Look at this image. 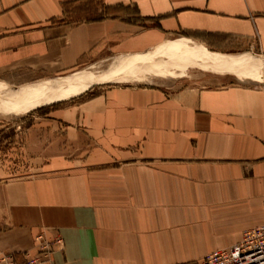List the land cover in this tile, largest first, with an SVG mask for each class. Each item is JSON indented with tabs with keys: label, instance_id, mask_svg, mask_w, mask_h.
Segmentation results:
<instances>
[{
	"label": "crops",
	"instance_id": "0c3cea01",
	"mask_svg": "<svg viewBox=\"0 0 264 264\" xmlns=\"http://www.w3.org/2000/svg\"><path fill=\"white\" fill-rule=\"evenodd\" d=\"M174 36L243 64L110 81L38 105L27 124L0 119V138L24 130L0 163L1 251L33 252L46 232L62 240L54 264H197L263 223L264 83L241 75L256 71L244 55L264 58V0H0V84L34 86Z\"/></svg>",
	"mask_w": 264,
	"mask_h": 264
},
{
	"label": "rangeland",
	"instance_id": "374dc122",
	"mask_svg": "<svg viewBox=\"0 0 264 264\" xmlns=\"http://www.w3.org/2000/svg\"><path fill=\"white\" fill-rule=\"evenodd\" d=\"M178 37L174 36L169 41H166V42H164V44L162 43L159 47H157L158 49L156 48V49H153L152 51H149L148 53L142 54V55H146V54L152 53L153 58H152V60L151 59L146 60L147 62L146 61H144V62L140 61L137 64H133L132 67L125 69L124 73L121 72V71H123V69H120V68L117 69L116 68V62L118 60H122V58L125 59V57L129 56V55H122V56H112L111 55V56L105 57L104 59H101V60L92 61L91 63H89L85 66H81L78 69L74 70L73 72H70L69 74H66V75H63L60 77H56V78L41 79L39 81L32 82L30 84H34V86H39V85H43V84H48L49 82H51V80L53 81V80H57V79L61 80V81L62 80H75L77 82L79 80L89 81V79L91 81L94 79H95V81L96 80L100 81V80L104 79L106 76H108L109 73H111V72L115 73L114 71L117 72L118 70H119L118 71L119 73H122L121 77L120 78L117 77L111 81H115L118 83H126V84L162 83V82L164 83L166 81L177 80V79L193 81V80L199 79V77H201L202 74L210 73V72H214V71H221L218 69H216V70L212 69V68L218 67V65H215V64L209 63L208 64L209 68H208V67H203V66L198 65V64H196V65L186 64L182 60L181 56L180 57L177 56L174 58V57L164 56L163 54H160L161 51H164L166 49V45L171 43L170 41H175V43H177V45H178L177 46L178 48L175 50V53L182 51V49L180 48L178 43L185 40V39L183 37H179V38ZM185 41H187V43L190 47H198V46L202 47L203 46L202 44L194 43L191 40H185ZM134 55H136V54H133V56ZM236 55H240V54L236 53ZM246 55L250 56V58H252V59L260 58L264 61V58H262L258 54L249 53ZM130 56H132V54H130ZM249 64H250V62L247 63V65H249ZM263 70H264V68L261 67V70H256L251 75H241V76L243 78H249V79L257 80L255 82H263L264 83V72H263ZM236 72L238 73L239 71H236ZM82 77H83V79H82ZM96 78H98V79H96ZM246 80L248 81V79H246ZM2 83H4V82H2ZM109 83H113V82L106 81V82L96 83L93 86H91L90 89L86 90L85 92H83L77 96H73L69 99H66V100H63L60 102H56V103H52V104H48V105L67 104V103H72L74 101L82 100V99L96 93V91L99 90L101 88V86L107 85ZM4 84H6V83H4ZM7 86L14 87L12 85H7ZM4 88H6V86L4 85V87H3V84H0V89H4ZM32 101H33V98L28 97V102H29L28 104L11 103L10 102L11 107H8V104L0 105V119L7 121L9 124L18 123L22 120L25 122L24 124L31 122L33 120V118H32L33 110H35V108L40 107V106L37 107L38 106L37 104L33 105ZM41 106H43V105H41ZM13 130H14V128L12 129V131ZM23 131H24L23 129L18 130V133H21L20 137L19 136L13 137V135L11 133H9L5 136L4 135L1 136V138H0V151H2L3 154H0L1 155L0 156V163H2V165L6 164L5 159H7V157L5 154H6L7 150H10L11 147H13V145H15V146L17 145V147H20V146H18V143L19 144L22 143V137H23L22 132ZM14 133H17V132L14 131ZM20 161H22V160H20ZM18 165H20V167L23 166L22 162H20ZM17 168H18V166H15V170H17ZM18 170L21 171L22 169H18Z\"/></svg>",
	"mask_w": 264,
	"mask_h": 264
},
{
	"label": "bare ground",
	"instance_id": "6f19581e",
	"mask_svg": "<svg viewBox=\"0 0 264 264\" xmlns=\"http://www.w3.org/2000/svg\"><path fill=\"white\" fill-rule=\"evenodd\" d=\"M170 42L171 43L167 45L165 44L166 49L164 51H161L160 54H163L164 56L174 57V58L177 56L179 57L181 56L182 60L186 64L188 62H196V63L198 62L203 67L209 68L208 64L211 63V64L218 65V67L214 69L228 70V71L235 70L238 66H240V64H243V62L239 63V61L241 60H235L232 56L211 53L208 50H206L203 46L202 47H199V46L190 47L187 41L185 40L178 43L182 51L175 53V50L178 48L177 47L178 45L177 43H175V41H170ZM243 57L248 58L246 59L247 61L245 63L247 64L248 62H250L253 65L255 70H261V67L264 68V61L262 59L260 58L252 59L248 55H244ZM152 58H153L152 53L146 54V55L136 54L134 56L132 54V56L129 55V56H126L125 59L122 58V60H118L116 62V68L123 69V71L121 72L124 73L125 69L132 67L133 64H137L140 61L144 62L146 60H150V59L152 60ZM118 71L117 72L114 71L115 73L113 72L109 73L108 76H106L104 79L100 81H97V80L95 81V79L91 81L89 79V81L79 80L77 82L75 80H62L61 81L57 79L53 81L51 80V82H49L48 84L42 83L43 85H39V86H25L22 88L16 87L13 89L9 87V88L0 89V105H3V104L10 105V102L28 104L29 103L28 97L33 98V101H32L33 105L34 104L44 105V104H49L52 102L66 100L73 96H77L85 92L86 90L90 89L91 86H93L96 83L111 81L117 77L120 78L122 73H119Z\"/></svg>",
	"mask_w": 264,
	"mask_h": 264
},
{
	"label": "built area",
	"instance_id": "2783aa9c",
	"mask_svg": "<svg viewBox=\"0 0 264 264\" xmlns=\"http://www.w3.org/2000/svg\"><path fill=\"white\" fill-rule=\"evenodd\" d=\"M61 241L60 237L50 240L46 232H42L36 237V250L33 252L16 254L0 250V264H54L53 246ZM197 264H264V221L247 229L238 243L215 250Z\"/></svg>",
	"mask_w": 264,
	"mask_h": 264
}]
</instances>
